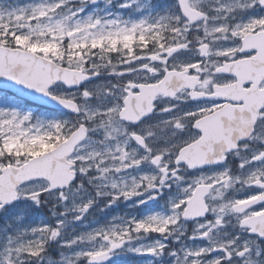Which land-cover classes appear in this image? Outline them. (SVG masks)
I'll return each instance as SVG.
<instances>
[{
	"label": "snow or ice",
	"instance_id": "1",
	"mask_svg": "<svg viewBox=\"0 0 264 264\" xmlns=\"http://www.w3.org/2000/svg\"><path fill=\"white\" fill-rule=\"evenodd\" d=\"M0 221V264H264V0H0Z\"/></svg>",
	"mask_w": 264,
	"mask_h": 264
},
{
	"label": "rangeland",
	"instance_id": "2",
	"mask_svg": "<svg viewBox=\"0 0 264 264\" xmlns=\"http://www.w3.org/2000/svg\"><path fill=\"white\" fill-rule=\"evenodd\" d=\"M19 3L23 4V3H27L29 2V0H18ZM128 208V207H127ZM131 211V209L128 208V211H126L125 213ZM109 214H112V215H115V214H122L121 212H119L116 208L115 209H109ZM104 214L102 213H96V218H101ZM90 219H92L90 217ZM0 223H2V221H0ZM54 255H58L57 253H54ZM122 260H127L128 258L127 257H123V258H120Z\"/></svg>",
	"mask_w": 264,
	"mask_h": 264
},
{
	"label": "flooded vegetation",
	"instance_id": "3",
	"mask_svg": "<svg viewBox=\"0 0 264 264\" xmlns=\"http://www.w3.org/2000/svg\"><path fill=\"white\" fill-rule=\"evenodd\" d=\"M116 209H117L119 212H121L122 214H125V212L128 211V208H127L125 205H123V204H121V205H119L118 207H116Z\"/></svg>",
	"mask_w": 264,
	"mask_h": 264
}]
</instances>
